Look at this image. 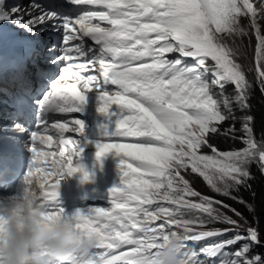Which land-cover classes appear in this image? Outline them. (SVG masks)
<instances>
[{"label": "snow or ice", "instance_id": "snow-or-ice-1", "mask_svg": "<svg viewBox=\"0 0 264 264\" xmlns=\"http://www.w3.org/2000/svg\"><path fill=\"white\" fill-rule=\"evenodd\" d=\"M65 2L78 9L75 15L57 0H31L27 6L0 0V47L5 26L29 36L60 33L47 50L59 54L43 58L51 68H41V54L28 47L36 68L35 89L25 62L11 75L18 91L17 116L27 114V98L35 105L32 129L21 119L14 124L30 134L23 192L33 189L34 173L54 180L47 188L46 182L39 185L37 205L44 218L66 216L97 239L78 264H154L169 236L184 241L182 264H264V255L253 252L261 246L258 231L249 227L241 234L238 229L246 223L242 214L224 200L201 194L187 178H202L216 196L255 213L240 193L250 190L255 179L251 165L264 174V139H256L254 117L247 114L254 90L250 77L264 94V0ZM92 92L100 101L98 112L108 121L102 126L104 138L134 139L95 144L98 160L109 153L121 157V183L110 190L109 207L68 216L58 200L60 182L83 173L79 160L86 145L65 138L68 122L55 120L54 114H80ZM233 105L246 113L239 118L242 137L236 136L234 123L221 128L237 120ZM71 123V131L83 137L85 122L75 118ZM218 137L239 139L244 147L221 150ZM54 140L60 159L40 147H51ZM68 145L72 148L65 155ZM88 179L83 174V181ZM6 212L0 210V236L9 225Z\"/></svg>", "mask_w": 264, "mask_h": 264}, {"label": "clouds", "instance_id": "clouds-1", "mask_svg": "<svg viewBox=\"0 0 264 264\" xmlns=\"http://www.w3.org/2000/svg\"><path fill=\"white\" fill-rule=\"evenodd\" d=\"M38 199L32 189L9 201V225L0 236V264H78L89 256L97 245L96 237L75 228L66 216L44 218ZM183 248L182 238L169 236L153 257L154 264H182Z\"/></svg>", "mask_w": 264, "mask_h": 264}, {"label": "trees", "instance_id": "trees-1", "mask_svg": "<svg viewBox=\"0 0 264 264\" xmlns=\"http://www.w3.org/2000/svg\"><path fill=\"white\" fill-rule=\"evenodd\" d=\"M251 60V54L250 49L248 52V61ZM247 62V61H246ZM250 79L253 80V94L249 101L251 105V110L249 113L254 117L253 120V131L254 135L257 140L264 139V94H262L258 87H256V82L254 77H250ZM228 91L231 93L232 89L229 88ZM246 113H241V117L245 115ZM241 121L236 126V130L240 133L241 130ZM236 133L238 134V132ZM244 135L242 133L241 137ZM220 148H226L230 146H235V148L239 149L244 147V145L240 142L239 139L232 140V139H223L220 142H217ZM250 170L255 177V179L251 180L249 183L251 184L250 190H241L240 195L243 197L244 200H246L249 204L253 206L255 209V213H250L248 209L244 205H240L238 203L233 202L231 199H229V204L231 207L235 208L237 211H239L242 216L248 219L252 224L256 225L260 240L264 242V174H261V172L258 170L256 164L251 165ZM253 193L255 194L253 196ZM221 200H224L226 203V200L223 197H220ZM258 221V223H257Z\"/></svg>", "mask_w": 264, "mask_h": 264}, {"label": "rangeland", "instance_id": "rangeland-1", "mask_svg": "<svg viewBox=\"0 0 264 264\" xmlns=\"http://www.w3.org/2000/svg\"><path fill=\"white\" fill-rule=\"evenodd\" d=\"M247 39H248V38H245L246 41H247ZM243 217H244V216H243ZM244 218H245V217H244ZM245 221H246V223H244L243 226H242L240 229H238V231H240L241 234H246V233H247V229H248L249 227H252V226H253L252 224H250V222L248 221L247 218H245ZM254 227H255V226H253L252 228H254ZM241 243H243V242H241ZM237 247H239V245L234 246L232 249H230V251H235V248H237ZM253 252H254V253H260L261 255H264V252L259 251V250H256V246L253 248Z\"/></svg>", "mask_w": 264, "mask_h": 264}]
</instances>
